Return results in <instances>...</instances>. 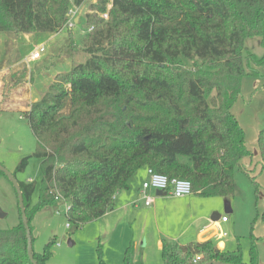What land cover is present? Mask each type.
<instances>
[{
	"label": "trees",
	"instance_id": "obj_1",
	"mask_svg": "<svg viewBox=\"0 0 264 264\" xmlns=\"http://www.w3.org/2000/svg\"><path fill=\"white\" fill-rule=\"evenodd\" d=\"M85 2L88 57L23 111L42 173L32 211L35 182L18 181L28 224L34 211L61 204L57 195L69 202L74 227L102 216L143 166L190 180L200 196H233L234 170L250 151L231 107L244 76L261 77L264 89V0H0V32L56 33L69 9ZM254 36L261 56L245 47ZM50 243L33 251L38 264H48ZM160 251L162 264L257 260L253 246L245 263L240 247L221 250L211 240H163ZM97 257L106 264L100 246ZM0 264H32L21 214L0 229ZM123 264H142L130 246Z\"/></svg>",
	"mask_w": 264,
	"mask_h": 264
},
{
	"label": "rangeland",
	"instance_id": "obj_2",
	"mask_svg": "<svg viewBox=\"0 0 264 264\" xmlns=\"http://www.w3.org/2000/svg\"><path fill=\"white\" fill-rule=\"evenodd\" d=\"M87 3L79 8L80 22L71 29L64 26L56 33L35 31L28 39L25 33H1L15 37L16 47L12 51L13 61H21L33 79L31 93L38 99L45 93L49 84L58 73L69 71L73 65L84 62L88 54L83 51L85 37L84 13ZM54 34V35H51ZM40 45L44 50L36 59L25 58ZM247 50L257 56L263 54L259 37L245 40ZM3 48V45H2ZM30 90V87H29ZM25 101L29 93H25ZM37 99V100H38ZM36 101V100H35ZM231 112L245 132V144L250 151L234 170V193L224 199L231 211L222 213L229 219L223 230L232 236L227 249L240 247L245 263L250 259V247L256 251V264H264V89L263 79L259 76L246 75L242 79L241 93L231 107ZM36 149V139L23 116V111L0 105V165L15 175L17 181L35 182V190L27 210L32 211L38 201L41 169L40 159L32 156ZM29 155L28 163L22 171L15 168L24 156ZM245 170H242V169ZM0 208L5 212L0 217V229L11 228L20 221V213L15 189L9 178L0 172ZM56 209L60 213H56ZM227 221V220H226ZM67 223L69 226H67ZM31 246L36 253H41L49 241L50 258L48 264H87L88 258L96 252V246L90 241L91 223L79 227L69 222L64 204L47 205L34 211L30 220ZM234 230V234H232ZM69 241L72 244H69ZM95 242V241H94Z\"/></svg>",
	"mask_w": 264,
	"mask_h": 264
},
{
	"label": "crops",
	"instance_id": "obj_3",
	"mask_svg": "<svg viewBox=\"0 0 264 264\" xmlns=\"http://www.w3.org/2000/svg\"><path fill=\"white\" fill-rule=\"evenodd\" d=\"M75 19L78 24L80 14ZM1 33L5 32H0V105L5 103L12 109L28 110L31 103L38 99L30 92L33 84L30 70L28 81L21 61L15 62L11 57L16 38L8 34L1 37ZM24 36L28 39L32 34L25 33ZM30 53L25 58L31 59ZM25 93H29L28 101L24 99ZM146 177L147 167L136 170L128 180V187L115 193L113 207L102 216L86 222L91 223L90 241L96 247L100 246L102 260L106 264H123L129 246L133 262L162 264L160 249L163 240L182 245L211 240L221 250H229L230 243H235V239L228 237V233L222 229L229 221L221 220L225 211V197H203L193 192L175 197L169 192L159 193L155 189H148L146 194L152 200L146 205L141 191L142 181ZM88 260L87 264H99L97 248Z\"/></svg>",
	"mask_w": 264,
	"mask_h": 264
},
{
	"label": "built area",
	"instance_id": "obj_4",
	"mask_svg": "<svg viewBox=\"0 0 264 264\" xmlns=\"http://www.w3.org/2000/svg\"><path fill=\"white\" fill-rule=\"evenodd\" d=\"M79 8L80 6H73L69 9L67 13V21L64 26L71 29L77 24L75 18L78 17ZM101 15L103 18H106L107 12H104ZM92 28L93 27L90 26L88 28V31H90ZM43 50H44V46L40 45L30 53V58L36 59L40 57L41 55L40 52H42ZM148 189L161 190L164 192H169L175 197H183L192 193V184L188 179L179 178V177H169L165 174L155 172L151 168L147 167V177L142 181L141 184V191L144 194L146 205L150 204L152 200V198L146 194V190ZM55 198L62 201L61 203L64 204L65 206V214H66L69 208V202L60 195H57ZM56 213H60V210L56 209ZM221 220L226 221L227 217L221 216ZM67 226H69L68 223ZM223 235H225V233ZM196 258L198 259L199 256L197 255Z\"/></svg>",
	"mask_w": 264,
	"mask_h": 264
},
{
	"label": "water",
	"instance_id": "obj_5",
	"mask_svg": "<svg viewBox=\"0 0 264 264\" xmlns=\"http://www.w3.org/2000/svg\"><path fill=\"white\" fill-rule=\"evenodd\" d=\"M0 171H2L11 181L16 195H17V200H18V205H19V209H20V214H21V219H22V223L26 232V238H27V255L28 258L30 260V262L32 264H38L37 261L35 260L34 256H33V250H32V244H31V230L29 228V224H28V220L26 217V212H25V207H24V202H23V196H22V191L21 188L18 184L17 179L15 178V176L9 172L8 170H6L3 166L0 165ZM159 193H164V191L161 190H157ZM225 211H231V208L229 206L228 202H225ZM5 215V212L0 208V217H3ZM215 215H219V213H216ZM214 216V215H213ZM71 243V241H69V244ZM203 264H231V263H227V262H221V261H217V260H212V261H208L205 262Z\"/></svg>",
	"mask_w": 264,
	"mask_h": 264
}]
</instances>
